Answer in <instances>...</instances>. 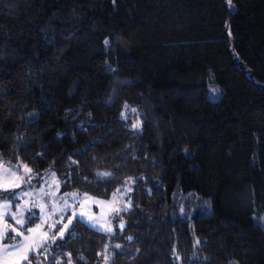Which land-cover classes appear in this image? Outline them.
<instances>
[{
    "label": "trees",
    "instance_id": "16d2710c",
    "mask_svg": "<svg viewBox=\"0 0 264 264\" xmlns=\"http://www.w3.org/2000/svg\"><path fill=\"white\" fill-rule=\"evenodd\" d=\"M21 161L103 199L133 182L123 229L75 218L23 264H264V0H0Z\"/></svg>",
    "mask_w": 264,
    "mask_h": 264
},
{
    "label": "rangeland",
    "instance_id": "374dc122",
    "mask_svg": "<svg viewBox=\"0 0 264 264\" xmlns=\"http://www.w3.org/2000/svg\"><path fill=\"white\" fill-rule=\"evenodd\" d=\"M14 165L16 167H13ZM23 165H27L32 172L26 175L23 170ZM5 169H7V172H5ZM52 173H40L22 161L16 164H3V167H0V184L19 183L17 178L21 176L24 177L25 181H28L29 177H31L30 183H22L19 188L12 189L19 198L14 199L13 195H11L10 198L0 200V203L4 201L10 202V212L12 213H19L20 210L17 205H22L25 201L28 202L24 208L23 216L17 215L16 217V219H23L24 224H16L15 220L9 218L8 215L4 216V220L0 221V224L6 223L7 225H11L13 228L18 229L19 232H23L24 236L30 237V240L24 241V237L16 235L9 230L7 236L0 241V264H17V262L23 264L25 262L21 259L23 256L27 255L29 258L32 253H37L42 248L49 249L59 238L57 237L55 242H53L51 237L57 235L63 224L68 223L69 217H72L73 212L83 213L89 224L99 221L97 228H104L110 223L112 230H114L117 225L119 226L123 223L119 216L120 212L128 209L129 207L127 205L129 203L131 204L133 182L128 181L119 189V193H116L115 190L116 199L114 201L112 199L113 195L109 199H103L87 194V197L92 198L87 199L85 194H80L65 188L57 174H55V178L59 181V190L57 191V185L52 183ZM41 188H43V192H40ZM127 189H131V191H127ZM22 193H31V195H22ZM52 193H55V195H52ZM66 193H76L77 197L65 196ZM61 197H64V199H61ZM97 201L102 203L98 204L96 203ZM65 203L71 206L70 209H65ZM33 204L38 206L32 207ZM39 205H44L45 207L41 208ZM57 208L63 210L56 211ZM117 208L120 209L119 212L115 211ZM32 214H34V218L30 219ZM61 216H63L62 221ZM75 218L72 217V222ZM57 221L60 222L57 223ZM54 223L56 227L53 229L51 225ZM37 225H42L37 232L30 233L27 231V229L36 228ZM45 232L48 233V239L42 240V234ZM13 236H15V239H13ZM21 242L32 247H36L38 244L42 246L34 252L27 251L24 248H20L19 250H3V246L6 244H21Z\"/></svg>",
    "mask_w": 264,
    "mask_h": 264
},
{
    "label": "snow or ice",
    "instance_id": "6c2138e0",
    "mask_svg": "<svg viewBox=\"0 0 264 264\" xmlns=\"http://www.w3.org/2000/svg\"><path fill=\"white\" fill-rule=\"evenodd\" d=\"M107 43V42H106ZM127 107V106H125ZM134 111V110H133ZM133 128H136V129H139L140 128V122H137L136 124L133 125ZM0 167H3V164L2 162H0ZM13 167H16L15 165ZM23 170H24V173L27 175L28 173H31L32 170L30 168L27 167V165H23ZM5 172H7V169H5ZM13 175H15L13 173ZM112 173L111 172H108V171H102V172H97V176H100V177H109L111 176ZM19 180V183H13V184H0V190H3V191H9L10 194L13 195V198L16 199V198H19L17 196V194H15L14 192H12L11 190L14 189V188H19L21 186L22 183L26 184V183H30V180H31V177H29V180L28 181H25L24 180V177L21 176V177H18L17 178ZM52 183L53 184H56L57 185V191L59 190V181L55 178V173L53 172L52 173ZM43 188L40 189V192H43ZM119 189L116 190V193H119ZM127 191H131V189H127ZM116 193H113V201L116 199ZM22 195H31V193H22ZM52 195H55V193H52ZM65 196H71L73 198H76L77 197V194L76 193H66ZM85 197L87 199H92L91 197H87V194H85ZM61 199H64V197H61ZM27 201L24 202V204L22 205H17V207L19 208V213H12L10 212V208H11V204L10 202L8 201H4L3 203H0V221H3L4 220V216L5 215H8L9 218L11 219H14L16 224H24V220L23 219H16L17 215H20L21 217L23 216V212H24V208L25 206L27 205ZM96 203H102L100 201H97ZM38 205H35L33 204L32 207H37ZM131 204L129 203L127 205V207H130ZM39 207L43 208L45 207L44 205H39ZM65 209H70L71 206L67 205V203H65ZM63 209H60V208H57L56 211H62ZM116 212H119L120 209H116L115 210ZM72 217H76L78 218L81 222L85 223V224H88V226L90 228H93V229H96L98 231H108V232H111L112 231V227H111V224L109 223L108 225H106L104 228H97V224L99 223V221H96L94 223H91L89 224V222L85 219L83 213H76V212H73L72 213ZM72 217H69V220H68V223L67 224H63L62 225V228L58 231L57 235H54L51 237V240L53 242H55V240L57 239V237H59L60 239H63L64 235H65V230H67L69 228V225L72 223ZM31 218H34V214H32V216L30 217ZM63 220V216H61V221ZM60 221H57V223H59ZM42 225H37L36 228H30V229H27L28 232L30 233H35L37 232L40 227ZM56 227V224H52L51 225V228H55ZM119 227L121 229H123L124 225L123 223H121L119 225ZM11 230L13 233H15L16 235H19V236H22L24 237V241H28L30 240V237L29 236H24V233L23 232H19L18 229H15L13 228L11 225H7L6 223L5 224H0V241H2L6 236H7V233L8 231ZM71 235H76L75 233H71ZM13 239H15V236H13ZM48 239V233L45 232L42 234V240H47ZM128 239H131V237H129ZM197 243H199V241H197ZM40 244L36 245V247H32L28 244H24L23 242H21V244H6L3 246V250L7 251L8 249H16V250H19L20 248H24V249H27V251H30V252H34L37 250V248H39ZM117 248L120 247V245H116ZM44 252L47 253L48 252V249L45 248L44 249ZM66 256L68 257H71V253H66L65 254ZM22 260L24 261H27L28 260V257L27 255L23 256L21 258ZM80 259H84V257H80ZM108 257H105V264H107L108 262ZM17 264H19V262H17ZM29 264H31V262L29 261Z\"/></svg>",
    "mask_w": 264,
    "mask_h": 264
}]
</instances>
